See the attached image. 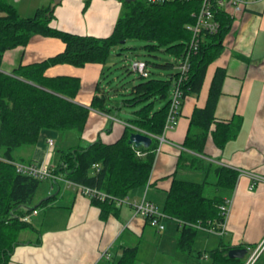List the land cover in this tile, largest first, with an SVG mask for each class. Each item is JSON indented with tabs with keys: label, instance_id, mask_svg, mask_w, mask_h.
<instances>
[{
	"label": "trees",
	"instance_id": "trees-1",
	"mask_svg": "<svg viewBox=\"0 0 264 264\" xmlns=\"http://www.w3.org/2000/svg\"><path fill=\"white\" fill-rule=\"evenodd\" d=\"M89 1L86 0L84 8ZM51 2L49 0L45 7L37 8L32 16L21 17L12 3L0 0V67L7 51L26 47L33 36L56 38L64 44L62 52L43 61L19 64L10 73L0 71V264H8L14 247L20 244L19 233L31 228L29 222L19 219L54 198L43 199L32 206L43 180L16 173L12 163H31L30 158L25 157V152L36 145L41 130L75 132L82 136L90 113L89 108L74 102L80 90L79 78L48 77L46 70L57 65L82 68L87 64L102 65L104 70L112 49L129 40L144 41L143 48L148 54L163 49L178 59L184 55L190 40L186 26L194 22L192 14L199 6L196 1L151 4L145 0H120L121 11L112 32L107 37L98 38L50 27L55 10L50 9ZM215 19L219 22L218 31L203 35L197 52L190 58L188 77L182 87L180 111L187 97H198L206 71L220 56L224 38L232 26L233 20L219 11L215 12ZM155 66L174 68L170 62ZM174 73H170L166 79L147 78L132 85L125 92L130 98L123 100V103L130 106L141 104L142 107L134 112L133 119L125 121L128 125L124 127L121 137L110 144L97 140L87 146L80 144L66 151L58 150L55 173L117 199L127 197L134 189L145 188L158 148V138L163 135ZM224 77L225 69L216 68L204 107L193 108L182 143V147L191 153L182 152L179 155L177 169L208 172L210 164L200 158L207 137L211 135L219 149L236 137L241 125L239 118L219 122L214 116ZM156 102H162V105L156 108ZM109 103L110 98L102 92L98 82L91 109L108 115ZM137 131L151 137L149 148H134L128 144L129 136ZM136 152L144 155L138 156ZM93 164L97 165L98 171L91 168ZM214 173V187L227 191L234 189L240 175L236 170L218 166L214 168ZM207 185L206 182L176 178L171 181L161 211L179 225L175 240L179 252L192 255V244L200 231L197 227L215 232L220 230L218 224L223 221L220 206L225 200L216 194L206 195ZM91 203L99 208L102 220L117 214L118 207L111 199L101 201L94 198ZM229 249L221 243L220 247L207 251L211 264H244L243 259L229 258ZM120 251L116 261L106 264H138L137 247H123ZM201 256V253H197V258Z\"/></svg>",
	"mask_w": 264,
	"mask_h": 264
},
{
	"label": "crops",
	"instance_id": "crops-1",
	"mask_svg": "<svg viewBox=\"0 0 264 264\" xmlns=\"http://www.w3.org/2000/svg\"><path fill=\"white\" fill-rule=\"evenodd\" d=\"M85 2L63 0L54 10L50 27L81 36L107 37L120 14V0H90L84 8ZM232 20L222 52L208 67L198 97L189 96L184 100L176 126L163 134L164 140L158 144L149 185L130 191L127 198L129 201H140L144 197L161 210L173 178L206 182L207 187L214 189L212 195L230 201L225 233L217 234V245L210 250L220 247L221 243L230 249L248 247L254 250L260 246L254 264H264V183H257L250 189V177L239 175L231 191L214 187L216 166L264 177V2L250 5L243 14ZM63 49L64 44L59 39L33 36L26 47H18L4 54L3 61L7 59L10 62L9 71L5 72L10 73L19 64L43 61ZM216 68L225 69V77L214 112L215 119L229 122L234 117L239 118V131L222 149L216 147L211 135L207 137L200 158L210 164L208 172L177 169L179 155L182 152L191 153L182 147L189 116L194 107H204ZM102 70L103 66L99 64H87L82 68L57 65L45 72L48 77L80 79V90L74 102L90 109L81 136L84 146L97 140L113 143L128 125L110 114L91 109L94 89ZM57 137L56 131L41 130L36 145L25 152V157H29L32 163L55 167L56 162L50 164L53 150L49 151L47 140ZM43 194L39 202L54 198L37 208L36 214L31 213V228L19 233L20 244L14 247L8 264H106L116 261L123 247H137V254L142 249H151L153 258L159 253L161 261L167 264L185 262L184 253L176 249L179 225L174 220L168 219L170 221L165 224L164 231L157 232L128 206L118 207L116 215L102 220L99 208L89 198L60 183H51ZM29 231L36 237H31ZM208 241V238L205 239L202 251L196 252V256L197 253L202 254L200 259H209L206 253L210 251ZM169 242L173 249L167 250ZM250 254L251 251H246L245 257ZM245 257L244 264L248 259Z\"/></svg>",
	"mask_w": 264,
	"mask_h": 264
},
{
	"label": "built area",
	"instance_id": "built-area-1",
	"mask_svg": "<svg viewBox=\"0 0 264 264\" xmlns=\"http://www.w3.org/2000/svg\"><path fill=\"white\" fill-rule=\"evenodd\" d=\"M18 1V0H16ZM147 3L151 4H163L166 2L180 1V2H191L196 1L198 3L197 10L192 14L194 22L186 26V29L190 32V40L186 46L185 53L182 57L178 58V63L176 65V70L174 75L171 77V87L169 91V105L168 111L163 127V134L166 131L173 129L176 124L180 113L181 100L183 96V84L188 77V72L190 69V58L193 53H196L200 44L201 37L205 34H213L218 31L219 22L215 19V12L219 11L231 19L238 17L243 14L250 5L264 2V0H145ZM131 71L137 73L141 78H149L150 71L148 64L145 61L135 60L132 62ZM145 134L144 132H141ZM163 135L158 138L159 143L162 142ZM47 145L49 151L53 150L54 140L52 138L47 140ZM138 156L144 155V153L136 152ZM15 167V171L18 174L32 177L38 180L50 181L51 183H60L64 185L65 188L75 191L76 193L91 199L105 200L111 199L117 207L128 206L135 214L141 216L148 225L153 227L157 232H162L164 230L163 219L167 218L161 210H159L153 203L148 202L143 197L140 201H129L127 197L122 199H117L111 197L104 192L96 190L94 188H89L81 184L74 183L64 176L55 173L54 167H49L44 164L37 163H12ZM93 170L98 171L97 165L93 164L91 167ZM240 175H248L252 180L250 189L257 183H264V177L256 176L244 171L239 172ZM149 185V180L146 184V188ZM230 201H225V203L220 206V211L223 216V221L218 224L220 230L215 232L213 230L204 229L197 227L200 231H205L208 233H216L218 235H223L225 233L226 220L229 215ZM32 214H36L34 210ZM21 217L19 220L21 222H29L30 215ZM260 246L254 250L246 247V250L251 251L245 264H254L260 250ZM102 257L107 259V256L102 255Z\"/></svg>",
	"mask_w": 264,
	"mask_h": 264
},
{
	"label": "rangeland",
	"instance_id": "rangeland-1",
	"mask_svg": "<svg viewBox=\"0 0 264 264\" xmlns=\"http://www.w3.org/2000/svg\"><path fill=\"white\" fill-rule=\"evenodd\" d=\"M7 2L12 3L19 15L21 17H30L34 14L37 8L45 7L49 0H6ZM145 45L144 41L141 40H129L125 44L121 46L114 47L111 51V55L109 57V68L103 70L101 72L98 82L101 86L102 92L108 95L110 98V103L107 104V108L110 109V116L116 117L119 121H128L135 117L134 112L139 110L142 105L135 104L130 106L127 103H123V100L130 98L125 95L126 91L132 85L137 84L140 81L146 80L145 78H141L137 73L131 71V64L135 60L148 62V68L150 71L149 78H162L166 79L169 77V74L176 70V65L178 63V59L174 57L171 53L164 52L163 49L160 51L152 52L148 54V52L143 48ZM14 54V53H11ZM16 54V53H15ZM165 62H170L174 64L173 69H162L156 67L155 64H163ZM10 62L6 60L3 61L0 71L3 73L5 71H9ZM6 73V72H5ZM162 105V102L155 103V107L158 108ZM81 136L75 132H65L58 133V137L54 138V146L53 153L50 157V164L58 161V150L66 151L70 148L76 147L82 144ZM26 151V149L24 150ZM27 153V152H26ZM51 185L50 181H42L39 185L37 193L32 202V206L39 203L40 198L45 195L43 194L45 190H48V187ZM214 189L211 186L206 187L205 194L211 196L213 194ZM168 218L163 219L164 229L166 227ZM164 231V230H163ZM162 231V232H163ZM30 232V231H29ZM31 237H36V234L31 233ZM207 234L201 231L195 237L194 243L192 244V255L184 253L182 256L185 258V262L181 264H211V260H203L197 258L196 252L202 251V246L205 243V239L208 238V250L212 249L217 245L219 240V236L216 233ZM217 235V236H216ZM168 240H166L167 242ZM174 247V246H173ZM200 249H199V248ZM173 249L170 246V242L167 244V250ZM199 249V250H198ZM153 251L148 248L142 249V251L137 254V262L138 264H167L161 261V254L157 253L156 258H153ZM248 256L245 257L247 259ZM187 259V261H186ZM173 264H178V262H174Z\"/></svg>",
	"mask_w": 264,
	"mask_h": 264
},
{
	"label": "water",
	"instance_id": "water-1",
	"mask_svg": "<svg viewBox=\"0 0 264 264\" xmlns=\"http://www.w3.org/2000/svg\"><path fill=\"white\" fill-rule=\"evenodd\" d=\"M63 0H52L51 4H50V9L54 10L57 6H59L62 3ZM124 42H122L123 44ZM151 137L150 136H146L140 132H136V133H132L129 136L128 139V144L133 146L134 148H149L150 144H151ZM246 249H242V248H233L230 249L227 252V256L229 258L232 259H243L246 255Z\"/></svg>",
	"mask_w": 264,
	"mask_h": 264
}]
</instances>
